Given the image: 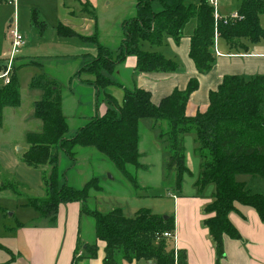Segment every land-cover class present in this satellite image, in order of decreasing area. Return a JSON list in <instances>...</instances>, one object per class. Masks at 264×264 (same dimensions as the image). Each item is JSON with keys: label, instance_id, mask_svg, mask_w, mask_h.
<instances>
[{"label": "trees", "instance_id": "trees-1", "mask_svg": "<svg viewBox=\"0 0 264 264\" xmlns=\"http://www.w3.org/2000/svg\"><path fill=\"white\" fill-rule=\"evenodd\" d=\"M264 16V0H239L237 17L217 21L207 0H136L135 15L122 23V40L117 50L100 44L95 32L81 35L61 23L57 33L63 37H78L94 44L96 53L81 72L93 75L94 80H82L104 95L107 105L101 115L92 116L71 137H66L68 124L62 112L61 96L50 80L36 77L30 88L42 91V97L32 104L33 115L40 120L38 131L28 132V149L22 161L34 169L50 167L44 178L45 196L31 198L39 216L53 217L61 204L78 202L81 212L94 220L95 238L104 244V264H116L117 256L126 262L145 260L154 264H187L183 250H175L172 239L162 237L165 231L174 232V217L158 215L149 209H139L133 217L124 215L120 208L107 213L84 206L89 190H100L96 177L81 188L61 182L65 172H59V152L74 160L76 147H94L111 161L136 187L140 163L138 150L139 121L150 119L158 127L165 144L166 172L175 174L174 187L181 189L183 177L190 173L186 165L184 137L194 135L195 155L200 168L195 186L202 192L207 185L214 186L212 201L204 208L213 216L204 220L214 243L216 254H223L224 235L240 238L229 220L237 205L255 209L264 220V195L250 193L239 174L256 175L264 179V75H228L219 86L208 93V105L193 116L185 113L191 93L197 88L196 79H190L183 90H174L155 104L151 93L142 88L130 89L112 80V74L128 56L135 57L137 72H174L178 64L157 52L142 49L143 42L151 46L162 44L169 36L178 42L190 39L189 57L200 73L208 72L215 58L214 36L225 40L231 50H246L248 43L264 39L260 16ZM5 65L0 64V71ZM110 86L122 89L120 102L107 92ZM20 101L19 84L14 67L9 83L0 87V126L5 107H16ZM96 184H95V183ZM79 239V238H78ZM79 242L71 264H76ZM79 246V247H78ZM85 257L95 255L96 247H83Z\"/></svg>", "mask_w": 264, "mask_h": 264}, {"label": "rangeland", "instance_id": "rangeland-1", "mask_svg": "<svg viewBox=\"0 0 264 264\" xmlns=\"http://www.w3.org/2000/svg\"><path fill=\"white\" fill-rule=\"evenodd\" d=\"M7 1L0 0V64L5 65L7 63L11 49L8 30L12 25H15V21L17 30L24 41L20 53L13 62L15 78L19 83V90L22 94L21 102L24 105V113L20 114L17 110H6L3 113V123L0 128V172L4 171V177L14 183L12 188L8 187L4 191H0V243L11 247L14 239L7 238L6 228L14 221L33 224L42 219L26 198L29 195L36 196L39 193L41 185L39 186L37 180L34 179V177L37 178V175L29 170L27 172L26 169L17 165L20 162V155L26 149L23 146L25 145L28 149L24 136L26 128L36 131L41 125L40 120L29 118L32 116L30 103L38 100L42 94L41 90L30 88L32 80L36 77L51 80L53 87H56L59 91L63 102V113L68 124L66 137H71L80 126L84 125L97 113L99 105L106 102L103 101V92L97 95L93 85L82 81L94 80L93 75L81 72L79 77L76 76V72L91 61L96 53L94 44L82 41L78 37L59 36L57 33L60 21L69 23L67 8L61 7L51 0H21L16 3L14 9L13 5H9ZM224 2L229 4L231 9H235L239 1L224 0ZM218 5L219 0L217 1V7ZM85 9L90 12L87 7ZM72 10L76 22L74 26L79 30L78 34L88 36L95 32L100 44L112 51L117 50L122 38V31L115 24L116 20L114 18L126 15L128 10H112L99 15V20L97 18L95 20V31L88 24L85 26L78 25L80 17H78L79 13L77 11L80 10L83 13L84 10L76 7ZM13 20L15 21L11 24L10 21ZM83 28L89 31H84ZM216 38L218 37L215 35L214 46ZM162 45L163 43L151 46L147 42H143L141 47L144 50L161 53ZM162 53H165V46ZM24 61H28L30 64L25 65ZM125 74L126 72L122 71L121 76H116V79L127 83ZM1 86L2 80L0 79ZM107 92L119 100L122 97V90L117 87L107 88ZM152 123L153 121L150 119L139 121V151L142 152L140 162L143 167L137 171L136 187L124 176L122 171L94 147L84 146L76 147L77 154L74 160L68 158L63 152H59L58 170L59 172H65V176L61 177V182L81 188L92 178H98L97 184L100 186V190H89V195L84 203L87 209L107 213L114 208H120L127 217H133L139 209L143 208L163 216L169 213L172 214L173 195L188 194L193 184L184 177L181 190H175V174L173 172L167 174L165 168V144L163 141L160 142L158 127L153 126L154 128H152ZM195 147L196 144L192 143V152ZM189 151L190 144L187 143L185 154ZM43 169L47 170L48 174L50 167L47 166ZM238 176H240V180L244 179L246 181V187L249 188L256 180L250 175L239 174L236 176L237 181ZM35 214L38 217L32 219ZM76 232L80 235L78 242L82 244L79 245L80 248L76 251L77 254L83 253L82 248L86 244L88 246L95 245V255L89 258L92 259L89 261L92 264H104L103 249L100 245L96 246L93 243L96 240L93 218L83 213L76 224ZM120 259L118 255L117 263ZM84 262V258L78 257L76 259V264H86L87 261ZM139 264L149 263L141 260Z\"/></svg>", "mask_w": 264, "mask_h": 264}, {"label": "crops", "instance_id": "crops-1", "mask_svg": "<svg viewBox=\"0 0 264 264\" xmlns=\"http://www.w3.org/2000/svg\"><path fill=\"white\" fill-rule=\"evenodd\" d=\"M19 1L21 0H15L14 3L8 4L13 5L15 9L16 3H19ZM51 1L58 3V5L61 7L67 8V12L69 14V23H65L63 21H60L59 23L68 26L76 32L79 30L74 26L76 25V22L74 21L75 15L72 10L75 7L85 11L83 13L80 10L77 11L79 13L78 17H80L78 25L85 26L88 24L89 27L93 28V31L96 30L94 28L96 18L99 20V15L104 13H108L112 10H128L126 15H121L114 18L116 20L115 24L120 29L122 27V23L125 20L133 18L135 15L136 0ZM238 3L235 9H231L230 5L224 2V0H219V14L226 16L236 12ZM85 7H87L90 12L86 11ZM14 21L15 20L10 21L11 24H13ZM14 24L17 28L16 21ZM260 25L264 30L263 15L260 16ZM83 30L86 31L88 29L83 28ZM162 43L163 45L161 46V53L152 50L146 51L157 52L163 55L165 58L174 60L178 64V69L176 71L137 72L135 70V57L128 56L121 64L117 66L114 73L105 74L112 80L117 81L130 89L142 88L149 91L151 93V100L155 104H157L161 98L171 94L174 90H183L187 86L190 79H196L198 86L191 93L187 102L185 110L187 116H193L197 112L204 111L207 108L208 93L212 90H215L219 86L224 76L240 75L249 77L254 75H264V39L254 44L245 42L247 46L246 50H231L225 40L219 37L216 38L214 63L211 69L206 73L198 72L188 55L190 46V39L188 36L181 37L178 42H175L173 38L166 36ZM164 46L165 53H162ZM23 63L25 65L30 64L28 61H24ZM122 71L126 72L125 75L127 83H123V81L116 79V76H121ZM2 85L5 84L2 82ZM95 92L96 94L98 93L97 90ZM21 95L22 94L20 91V101L18 106L5 107L3 109L2 123L3 113L6 110L11 109L17 110L20 114L24 113V105H22L21 102ZM115 99L117 102L121 101V99ZM33 102L30 103V108L32 109V116L29 117L30 119L35 118L32 108ZM61 103L63 112L62 98ZM106 107V104L99 105L95 115L103 114ZM1 127L2 124L0 128ZM151 127L154 128L152 124ZM40 128L41 125L36 131L40 130ZM157 131L159 133V129H157ZM26 132L32 131L26 128ZM159 140L160 142L162 141L160 137ZM187 143L190 144V151L185 155L186 165L190 170V173L184 175V177L193 184V187L188 194H180L179 196L173 195L174 201L172 214L165 213L166 216L174 217V239L172 240V244L175 250H183L185 252L187 264H264V220L261 219L259 213L255 209L240 204L237 205L236 210L229 214V220L238 230L240 238L232 239L224 235L222 242L223 254L218 258L214 243L209 235L208 229L204 225V220L213 216V213L205 214L203 212V208L212 201L214 186L207 185L202 192H198L195 183L199 174L200 159L196 157L195 151L192 152V143H195L193 134H188L184 137V147ZM23 147L26 148L24 150L25 152L27 147L25 145ZM140 154L141 159L142 152H140ZM19 161L20 162H18L19 164L17 163V165H20V167L26 169L25 171L28 172L29 170L36 173L34 175H37V178L34 177V179L37 180L39 186L41 185L38 195H29L26 197L27 200L31 198L44 197V178L49 174H47V170L34 169L30 166H27L22 161V154L19 157ZM0 176V191H4L8 187H13L14 183L8 181L4 177V171L0 172ZM240 176H238V181L243 182L245 184V188L250 193H259L264 195L263 178H259V176L256 175H250V177L256 180L254 183H252L251 188H249L246 187L247 184L244 179L240 180ZM82 214L81 204L78 202H73L61 204L56 215L49 218L41 217L42 219H40L39 222H34L33 224L22 221H14L8 228H6L7 238L14 239V243L11 244L13 247H7L0 243V264H71L77 245L76 243H78V238H80L79 233L76 232V224L78 223V219L81 218ZM38 216L35 214L33 216L34 218L32 219H35ZM93 243H95L96 246L100 245L102 249L104 247V244L101 241L94 240ZM81 254L83 255L82 258H84L85 262L87 261L86 264H92V262L89 261L92 259L85 257L84 252ZM140 261L141 260L129 263L123 259H120V261L116 264H139ZM147 262L149 264H154L150 261Z\"/></svg>", "mask_w": 264, "mask_h": 264}, {"label": "built area", "instance_id": "built-area-1", "mask_svg": "<svg viewBox=\"0 0 264 264\" xmlns=\"http://www.w3.org/2000/svg\"><path fill=\"white\" fill-rule=\"evenodd\" d=\"M217 1L218 0H207L208 4L212 7L215 25H216L217 21H219V20H223V22L226 23V21L228 19H233V18L237 17V12H233V13L226 15V16L219 15V13L217 11L218 10ZM7 2L9 4H12L15 2V0H8ZM8 36L10 37V41H11V49L9 52L7 63L5 65V69L3 72L0 73V79L2 80L3 84L9 83L10 75H11L12 68H13V62H14L16 56L20 53L22 46L24 45L23 38H22L21 34L18 32L15 25L11 26V28L8 30ZM161 236L165 237L167 239L173 240L174 239V232L173 231H165L162 233Z\"/></svg>", "mask_w": 264, "mask_h": 264}, {"label": "water", "instance_id": "water-1", "mask_svg": "<svg viewBox=\"0 0 264 264\" xmlns=\"http://www.w3.org/2000/svg\"><path fill=\"white\" fill-rule=\"evenodd\" d=\"M164 217H166V216H164Z\"/></svg>", "mask_w": 264, "mask_h": 264}]
</instances>
